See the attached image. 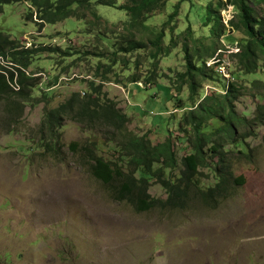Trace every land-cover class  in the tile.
<instances>
[{"label": "rangeland", "instance_id": "obj_1", "mask_svg": "<svg viewBox=\"0 0 264 264\" xmlns=\"http://www.w3.org/2000/svg\"><path fill=\"white\" fill-rule=\"evenodd\" d=\"M179 1L160 0L135 27L130 11L119 8L133 0H116L115 6L94 0L90 9L44 27L29 19L27 2L3 5L0 31L17 40L19 51H39L28 56L26 90L17 73L12 92L0 98V264H264V123L255 124V133L245 139L254 160L234 162L244 184L217 207L195 198L185 209L138 211L129 201L114 199L91 170L86 147L128 170V156L112 137L116 126L92 112L81 113L98 101L97 109L113 103L125 114L119 141L129 133L155 145L174 144L179 164L167 168L166 177H180L191 147L179 130L182 111L170 112V98L181 86L176 92L185 109L192 105L179 76L186 70L183 42L189 24L190 44L199 40L202 49L195 63L210 66L209 78H199L197 98L224 95L227 84L235 83L241 90L233 100L237 112L248 119L258 116L264 66L244 73L232 55L241 39L229 23L238 20L237 8L230 0H184L177 7ZM210 3L220 8L227 26L219 36L199 19ZM252 4L257 14L264 13V4ZM162 32L158 51L153 41ZM131 39L145 46L127 53ZM210 46L219 58L213 65L215 58L205 53ZM15 57L20 55L0 57L1 66L16 69ZM220 62L229 68L228 77L219 73ZM129 72L139 76L137 83ZM91 82L99 91L92 92ZM72 98L75 104L60 124L49 121L50 112ZM170 130L181 139H171ZM225 148L237 150L232 144ZM214 170V165L202 168V186L215 184ZM148 193L168 197L158 180H151Z\"/></svg>", "mask_w": 264, "mask_h": 264}, {"label": "trees", "instance_id": "obj_2", "mask_svg": "<svg viewBox=\"0 0 264 264\" xmlns=\"http://www.w3.org/2000/svg\"><path fill=\"white\" fill-rule=\"evenodd\" d=\"M18 1L28 3V6H30L28 17L29 19L33 18L40 27H44L46 23H56L74 16L78 9L88 10L94 3V0H0V12H2L4 4ZM98 1L102 5H116V0ZM159 1L133 0V4H128L129 7L119 6V8L130 11L133 17L131 25L135 27L140 16L145 15L144 11H151ZM181 1L184 0H180L177 7L181 4ZM230 1L237 8L239 18L237 21L231 19L229 23H231L232 29L239 31L241 34L237 47L239 50L232 52V55L236 57L241 71L256 73L257 69L264 66V13L257 14L255 5L252 2L256 1V3L264 4V0ZM223 5L224 3L221 6ZM199 19L203 26L211 25L210 30L214 35L219 36L222 31L227 29L220 8H213L212 3L206 6L205 14H202ZM187 31H189V36H186L183 42L186 70L179 76L181 81L188 86L192 105H190V109H185L188 105L177 94L181 91V86L174 87V92L171 91L170 98L173 106L170 112L182 111L179 130L180 132L184 131L185 134L183 143L187 147H191V151L182 158L183 167L180 177L176 179L166 177V169L169 167L174 168L179 164L174 151V144L155 145L146 136L131 135L129 133L126 134L128 138H120L119 141L116 138L117 132L124 127L126 116L116 109L115 104H104L100 110L97 109L99 102L96 101L95 103H98L96 107L86 108L85 106L82 108L81 113L83 115L92 112L93 117L95 115L101 116L107 123L116 126L112 137L118 141L124 155L128 156V170L125 171L119 163L96 155L91 148L86 147L93 175L109 188L114 199L127 200L138 211L150 210L156 207L185 209L195 198L207 206L217 207L245 182L243 175H236L234 162L238 160L253 161L255 157L253 148L248 147L245 139L255 133V124L258 125L259 123L261 125L264 123V104L258 106L259 113L255 118L248 119L241 116L233 102L241 91L235 83L227 84L224 95L212 92L205 94L202 98H197L196 93L200 87L199 78H209L207 73L210 66L208 62H204L202 65L195 63L197 56L198 60L203 57L201 55L202 49L199 40H196L194 46L190 44V37L193 35L191 24H189ZM163 38L164 34L162 32L153 41L158 51L162 48L160 45ZM16 41L0 31V57L20 55V58H13L17 60L15 61L16 69H5L0 64V98L12 92L13 83L11 82L14 81L17 73L19 75V86H21L22 91L26 90L31 79L24 70L29 66L28 56L39 51L37 49L19 51L18 42ZM144 46L142 40L131 39L125 48V52L128 53ZM212 46L208 49L205 47V53L219 59L215 56V50L213 51ZM126 71H130V69ZM128 74L133 82H138V75L130 72ZM91 86L92 92L93 90L99 91L100 86H97L95 82H91ZM74 104L75 100L72 98L60 105L50 112L49 121H56L60 124L62 115L69 112ZM218 120L222 122L221 125L217 123ZM171 137L181 139V136L174 135L170 130ZM77 143L72 142V145L75 147ZM225 144H232L237 150L235 148L226 149ZM47 149L50 148L47 147ZM213 165L215 166L216 182L212 186L204 187L200 184V177L203 175L202 168ZM138 173L139 176H136ZM151 180H158L166 188L168 194L166 199L153 198L148 193Z\"/></svg>", "mask_w": 264, "mask_h": 264}, {"label": "built area", "instance_id": "obj_3", "mask_svg": "<svg viewBox=\"0 0 264 264\" xmlns=\"http://www.w3.org/2000/svg\"><path fill=\"white\" fill-rule=\"evenodd\" d=\"M238 50H239V49H237V51H238ZM215 61H216V59H214V62H212V64H210V65H213V64L215 63ZM217 61H218V59H217ZM217 68H218V70H219V73L222 74L223 76L228 77V76L230 75L229 68L226 67V65H225L224 63H221V62H220V63L217 65Z\"/></svg>", "mask_w": 264, "mask_h": 264}, {"label": "bare ground", "instance_id": "obj_4", "mask_svg": "<svg viewBox=\"0 0 264 264\" xmlns=\"http://www.w3.org/2000/svg\"><path fill=\"white\" fill-rule=\"evenodd\" d=\"M65 194H66V193H65ZM66 195H67V194H66ZM67 197H68V196H67ZM63 198H64V196H63ZM63 198H62V199H63ZM65 198H66V196H65ZM65 200H66V199H65ZM65 200H64V201H65ZM68 201H69V200H68ZM69 203H70V202H69ZM76 203H77V202H76ZM70 204H71V203H70ZM72 204H73V202H72ZM75 205H77V204H75ZM51 211H52V210H51ZM100 229H101V228H100ZM102 229H103V228H102Z\"/></svg>", "mask_w": 264, "mask_h": 264}]
</instances>
